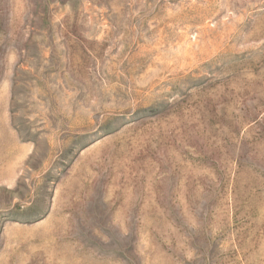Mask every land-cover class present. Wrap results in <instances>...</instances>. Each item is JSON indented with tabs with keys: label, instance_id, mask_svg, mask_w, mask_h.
I'll list each match as a JSON object with an SVG mask.
<instances>
[{
	"label": "rangeland",
	"instance_id": "374dc122",
	"mask_svg": "<svg viewBox=\"0 0 264 264\" xmlns=\"http://www.w3.org/2000/svg\"><path fill=\"white\" fill-rule=\"evenodd\" d=\"M0 264H264V0H0Z\"/></svg>",
	"mask_w": 264,
	"mask_h": 264
}]
</instances>
